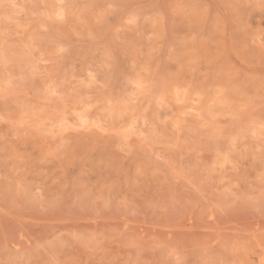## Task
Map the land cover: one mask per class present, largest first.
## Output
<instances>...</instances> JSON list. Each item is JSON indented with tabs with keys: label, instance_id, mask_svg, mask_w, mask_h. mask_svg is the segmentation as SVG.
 I'll list each match as a JSON object with an SVG mask.
<instances>
[{
	"label": "rangeland",
	"instance_id": "obj_1",
	"mask_svg": "<svg viewBox=\"0 0 264 264\" xmlns=\"http://www.w3.org/2000/svg\"><path fill=\"white\" fill-rule=\"evenodd\" d=\"M0 264H264V0H0Z\"/></svg>",
	"mask_w": 264,
	"mask_h": 264
}]
</instances>
